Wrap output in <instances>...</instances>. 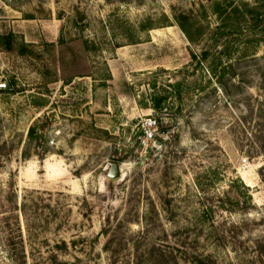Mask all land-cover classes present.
<instances>
[{
    "label": "rangeland",
    "instance_id": "rangeland-1",
    "mask_svg": "<svg viewBox=\"0 0 264 264\" xmlns=\"http://www.w3.org/2000/svg\"><path fill=\"white\" fill-rule=\"evenodd\" d=\"M199 255L264 264V0H0V264Z\"/></svg>",
    "mask_w": 264,
    "mask_h": 264
},
{
    "label": "trees",
    "instance_id": "trees-1",
    "mask_svg": "<svg viewBox=\"0 0 264 264\" xmlns=\"http://www.w3.org/2000/svg\"><path fill=\"white\" fill-rule=\"evenodd\" d=\"M143 234V233H142ZM134 249H135V251H136V255L137 256H141V255H143L144 254V252L141 250V248H140V244H138V245H136L135 247H134ZM105 251H108L107 250V248H105ZM160 251V250H159ZM195 260V262H194V264H215L214 262H210L209 263V260L211 259V256H209V255H206V256H204V255H199V256H194L193 257ZM148 264H156L157 262L156 261H153V257H151V256H149V258H147V261H146ZM138 263V262H137ZM110 264H122V263H119V262H117V261H111V263ZM125 264H129L128 262H125ZM138 264H144L143 262H141V260H140V262L138 263Z\"/></svg>",
    "mask_w": 264,
    "mask_h": 264
},
{
    "label": "water",
    "instance_id": "water-1",
    "mask_svg": "<svg viewBox=\"0 0 264 264\" xmlns=\"http://www.w3.org/2000/svg\"><path fill=\"white\" fill-rule=\"evenodd\" d=\"M108 177L112 179H116L120 177V167L118 164H112L110 166L109 171H108Z\"/></svg>",
    "mask_w": 264,
    "mask_h": 264
},
{
    "label": "built area",
    "instance_id": "built-area-1",
    "mask_svg": "<svg viewBox=\"0 0 264 264\" xmlns=\"http://www.w3.org/2000/svg\"><path fill=\"white\" fill-rule=\"evenodd\" d=\"M149 138H151L152 137V134L150 133V132H147V134H146Z\"/></svg>",
    "mask_w": 264,
    "mask_h": 264
}]
</instances>
